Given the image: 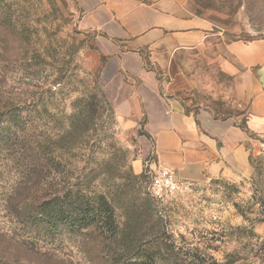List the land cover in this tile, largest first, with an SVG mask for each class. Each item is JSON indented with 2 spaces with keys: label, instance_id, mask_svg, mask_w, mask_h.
<instances>
[{
  "label": "rangeland",
  "instance_id": "1",
  "mask_svg": "<svg viewBox=\"0 0 264 264\" xmlns=\"http://www.w3.org/2000/svg\"><path fill=\"white\" fill-rule=\"evenodd\" d=\"M194 4L224 13L238 40L264 37V0ZM83 15L74 0H0V264L166 259L168 245L218 264H264L251 200L264 140H248L246 176H206L155 203L154 146L118 115L116 81L101 76Z\"/></svg>",
  "mask_w": 264,
  "mask_h": 264
},
{
  "label": "crops",
  "instance_id": "2",
  "mask_svg": "<svg viewBox=\"0 0 264 264\" xmlns=\"http://www.w3.org/2000/svg\"><path fill=\"white\" fill-rule=\"evenodd\" d=\"M74 1L117 113L145 132L157 168L184 183L246 176L248 140H264V37L236 39L224 13L194 0Z\"/></svg>",
  "mask_w": 264,
  "mask_h": 264
},
{
  "label": "trees",
  "instance_id": "3",
  "mask_svg": "<svg viewBox=\"0 0 264 264\" xmlns=\"http://www.w3.org/2000/svg\"><path fill=\"white\" fill-rule=\"evenodd\" d=\"M256 167L254 170L256 171V176L251 178V184L253 188V194L251 196L252 204L257 206L259 209V214L261 216V220L264 221V161L262 159H256ZM250 165L251 161H249ZM168 255L169 258L166 259H158L153 254H150L143 259L136 258L128 260L126 262L121 260L117 264H218L211 257H205L202 255L183 253L179 251L175 246L168 245Z\"/></svg>",
  "mask_w": 264,
  "mask_h": 264
},
{
  "label": "built area",
  "instance_id": "4",
  "mask_svg": "<svg viewBox=\"0 0 264 264\" xmlns=\"http://www.w3.org/2000/svg\"><path fill=\"white\" fill-rule=\"evenodd\" d=\"M150 171L147 191L157 204L163 202L166 197L173 196L187 188L185 185L188 184L181 182L176 174L169 169L156 167Z\"/></svg>",
  "mask_w": 264,
  "mask_h": 264
}]
</instances>
